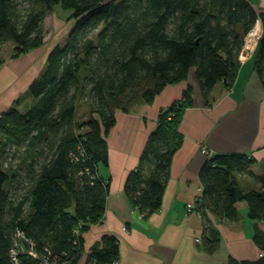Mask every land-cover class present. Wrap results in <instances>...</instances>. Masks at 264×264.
<instances>
[{"label": "trees", "instance_id": "1", "mask_svg": "<svg viewBox=\"0 0 264 264\" xmlns=\"http://www.w3.org/2000/svg\"><path fill=\"white\" fill-rule=\"evenodd\" d=\"M23 1L0 0V51L11 43L13 57H18L40 47L44 16L56 6L69 12L66 19L72 26L30 86L31 107L24 112L11 107L0 115V264H13L10 250L18 232L24 237V253L17 255V264H39L26 253L30 247L25 240L38 255L47 250L58 264H76L82 234L105 211L109 181L98 170L108 165L106 136L115 124V112L151 104L167 85L187 80L192 69L206 94L217 83L229 87L245 37L258 20L262 32L253 69L264 89V9L258 13L246 0ZM83 99L89 117L77 125L76 106ZM190 106L187 88L181 100L159 114L137 166L126 178L125 194L144 215L161 205L169 164L182 142L177 126ZM8 145L14 148L13 157L24 146V157L18 156L21 164L6 170L1 159ZM254 164L244 154H224L201 167L196 209L207 233V253L220 245L209 216L237 221L235 205L244 201L250 219H264V170L254 176ZM236 174L252 177L259 189L243 191ZM253 241L264 250V234L258 228ZM118 255L117 238L106 235L89 260L113 264ZM229 264H264V257Z\"/></svg>", "mask_w": 264, "mask_h": 264}, {"label": "crops", "instance_id": "2", "mask_svg": "<svg viewBox=\"0 0 264 264\" xmlns=\"http://www.w3.org/2000/svg\"><path fill=\"white\" fill-rule=\"evenodd\" d=\"M246 1L256 11L264 9V0ZM48 43L18 57H0V115L11 107L21 112L26 108L21 98L30 93V86L44 72L48 54L56 45ZM253 59L254 54L240 55L239 69L229 87L217 83L206 94L192 69L187 80L167 85L151 104L135 105L128 113L115 112V124L106 136L108 165L98 170L99 176L109 181L105 211L101 220L82 234L76 264H96L89 256L106 235L118 240L119 255L113 264H229L230 260L264 257V250L253 241L256 228L264 234V219H250L246 202L235 205L237 221L209 216L220 239L213 253L204 250L207 233L202 217L186 208L201 194L199 172L209 159L202 148L211 157H252L255 164L251 171L256 177L264 170V89L253 69ZM187 88L191 89L192 106L184 109L177 126L182 142L169 164L161 205L143 215L125 194L126 178L137 166L159 114L181 100ZM235 178L245 192L260 187L250 176L236 174Z\"/></svg>", "mask_w": 264, "mask_h": 264}, {"label": "rangeland", "instance_id": "3", "mask_svg": "<svg viewBox=\"0 0 264 264\" xmlns=\"http://www.w3.org/2000/svg\"><path fill=\"white\" fill-rule=\"evenodd\" d=\"M23 1V0H22ZM23 5L29 4V0H24ZM260 13V11H258ZM69 12L62 10L59 6H56L52 12H48L45 14L43 19V31L45 34V38L43 40V44H62L68 35V32L72 26V22L69 20L67 21V16ZM254 31V32H253ZM262 27L261 23L258 20L253 30L245 37L244 40V48L241 54H256V48H257V41L261 35ZM254 34V35H253ZM251 37V38H250ZM249 43V44H248ZM42 44V45H43ZM249 45L248 47H246ZM13 45L11 43H7L3 46V48L0 51V57L6 56L9 54H14L13 51ZM22 103L24 105H27L26 108L24 107L22 112L27 111L33 102V96L30 93L25 94L22 98ZM20 101L17 100L16 103ZM32 101V102H31ZM87 99H83L82 101L77 102V112L75 117L76 124H81V122H84L89 117V106L87 103ZM83 130V129H82ZM13 147L12 146H6V155L1 159L3 168L8 170V168H14L16 164H21L19 157H24L23 149L24 146H22L20 149H18L17 156L13 157L11 154L13 153ZM19 156V157H18ZM23 168V167H22ZM21 168V170H23ZM100 170H102V166H100Z\"/></svg>", "mask_w": 264, "mask_h": 264}, {"label": "built area", "instance_id": "4", "mask_svg": "<svg viewBox=\"0 0 264 264\" xmlns=\"http://www.w3.org/2000/svg\"><path fill=\"white\" fill-rule=\"evenodd\" d=\"M201 152L203 154H205L208 158H211V155L209 153H207L206 149L205 148H202L201 149ZM201 194H202V189H201ZM201 194L199 195V197L196 198L195 201L191 202V203H188L186 205V208H187V212L189 213H195L197 214L198 216L202 217V215L200 214V212L196 209V202L197 200L200 198ZM144 215V213H142ZM23 235L18 232L17 235H16V238L13 242V246L10 250V257H11V260H12V263L13 264H17L18 263V259H17V255H19L20 253H24V250L20 244L21 240L23 239ZM197 242H199V240L197 239L196 240ZM25 242L28 243L29 245V249L26 250V253H28L29 255H31L32 257L34 258H37L39 260V264H58L56 260H52L51 257H50V253L45 250V254L44 255H38L37 253H35L33 247H32V243L30 241H27L25 240ZM260 256H262V253L260 254Z\"/></svg>", "mask_w": 264, "mask_h": 264}, {"label": "bare ground", "instance_id": "5", "mask_svg": "<svg viewBox=\"0 0 264 264\" xmlns=\"http://www.w3.org/2000/svg\"><path fill=\"white\" fill-rule=\"evenodd\" d=\"M254 32V31H253ZM254 35V34H253ZM251 38V37H250ZM249 44V43H248ZM246 46V45H245ZM249 45H247L246 47H248Z\"/></svg>", "mask_w": 264, "mask_h": 264}]
</instances>
